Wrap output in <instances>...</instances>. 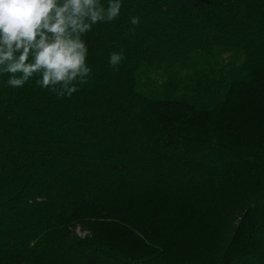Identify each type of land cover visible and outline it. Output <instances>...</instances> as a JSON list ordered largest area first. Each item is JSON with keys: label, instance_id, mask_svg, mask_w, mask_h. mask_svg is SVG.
I'll use <instances>...</instances> for the list:
<instances>
[{"label": "trees", "instance_id": "trees-1", "mask_svg": "<svg viewBox=\"0 0 264 264\" xmlns=\"http://www.w3.org/2000/svg\"><path fill=\"white\" fill-rule=\"evenodd\" d=\"M121 3L71 97L0 75V264H264V0Z\"/></svg>", "mask_w": 264, "mask_h": 264}, {"label": "clouds", "instance_id": "clouds-1", "mask_svg": "<svg viewBox=\"0 0 264 264\" xmlns=\"http://www.w3.org/2000/svg\"><path fill=\"white\" fill-rule=\"evenodd\" d=\"M121 7V0H0V75L13 88L37 78L58 98L71 97L92 75L84 35L116 19ZM124 58L123 49L113 52L109 64L118 70Z\"/></svg>", "mask_w": 264, "mask_h": 264}, {"label": "rangeland", "instance_id": "rangeland-1", "mask_svg": "<svg viewBox=\"0 0 264 264\" xmlns=\"http://www.w3.org/2000/svg\"><path fill=\"white\" fill-rule=\"evenodd\" d=\"M78 230H79V229H78ZM79 232H80V233H83V232H81L80 230H79Z\"/></svg>", "mask_w": 264, "mask_h": 264}]
</instances>
